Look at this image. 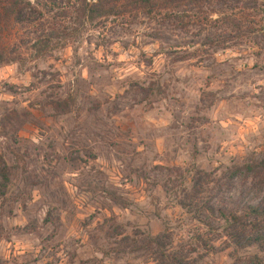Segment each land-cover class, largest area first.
<instances>
[{
	"label": "rangeland",
	"instance_id": "rangeland-1",
	"mask_svg": "<svg viewBox=\"0 0 264 264\" xmlns=\"http://www.w3.org/2000/svg\"><path fill=\"white\" fill-rule=\"evenodd\" d=\"M55 1L62 26L11 28L0 65V264H153L160 235L186 264H264L217 212L264 179L243 171L264 160V2L88 23ZM197 180L213 216L179 205Z\"/></svg>",
	"mask_w": 264,
	"mask_h": 264
},
{
	"label": "trees",
	"instance_id": "trees-1",
	"mask_svg": "<svg viewBox=\"0 0 264 264\" xmlns=\"http://www.w3.org/2000/svg\"><path fill=\"white\" fill-rule=\"evenodd\" d=\"M197 0H75L73 9L88 23L98 22L112 16H117L120 10L129 8L135 11H142L146 16L152 14L160 7L181 6L182 4L194 5ZM264 8V3H262ZM55 8L59 9L55 0H0V65L7 64L10 59L5 52L6 40L13 27L35 28V35L45 29L56 30L62 26L61 19L55 21L49 15L45 16L44 11L49 14ZM44 15V17H43ZM50 22V23H49ZM38 28V30H37ZM40 28V29H39ZM49 40V38H48ZM46 40L44 43L50 42ZM0 190H5L10 184V175L6 172L2 159L0 158ZM246 175L254 176L257 172L264 173V160L255 164L243 167ZM235 175V173H233ZM192 192L185 194V199L179 205L187 211L193 210L196 216L207 213L214 215V210L209 206V200L203 202L199 196L203 193L201 181L194 182ZM249 192L252 199L247 202L239 211L226 215L218 210L220 219L228 230L229 238L236 244L246 248L257 247L264 249V179L254 182ZM164 235L149 237V243L155 247L153 264H186L184 255L179 248L167 247L163 242Z\"/></svg>",
	"mask_w": 264,
	"mask_h": 264
},
{
	"label": "water",
	"instance_id": "water-1",
	"mask_svg": "<svg viewBox=\"0 0 264 264\" xmlns=\"http://www.w3.org/2000/svg\"><path fill=\"white\" fill-rule=\"evenodd\" d=\"M264 2V0H262Z\"/></svg>",
	"mask_w": 264,
	"mask_h": 264
}]
</instances>
